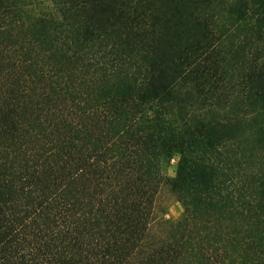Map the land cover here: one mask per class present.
<instances>
[{
    "label": "trees",
    "instance_id": "1",
    "mask_svg": "<svg viewBox=\"0 0 264 264\" xmlns=\"http://www.w3.org/2000/svg\"><path fill=\"white\" fill-rule=\"evenodd\" d=\"M0 264H264V0H0Z\"/></svg>",
    "mask_w": 264,
    "mask_h": 264
},
{
    "label": "rangeland",
    "instance_id": "2",
    "mask_svg": "<svg viewBox=\"0 0 264 264\" xmlns=\"http://www.w3.org/2000/svg\"><path fill=\"white\" fill-rule=\"evenodd\" d=\"M177 156H174L164 165V173L168 176H174L177 168ZM158 214L166 219L177 220L183 213V207L175 195L164 186L159 194L157 201Z\"/></svg>",
    "mask_w": 264,
    "mask_h": 264
}]
</instances>
